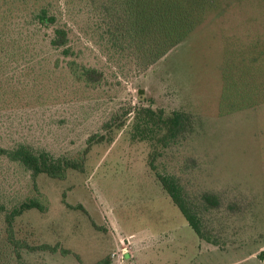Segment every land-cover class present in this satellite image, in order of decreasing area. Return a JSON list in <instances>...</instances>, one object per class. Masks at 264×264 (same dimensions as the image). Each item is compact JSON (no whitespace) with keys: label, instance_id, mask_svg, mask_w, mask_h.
<instances>
[{"label":"rangeland","instance_id":"rangeland-1","mask_svg":"<svg viewBox=\"0 0 264 264\" xmlns=\"http://www.w3.org/2000/svg\"><path fill=\"white\" fill-rule=\"evenodd\" d=\"M50 2L73 28L81 58L103 70L105 83L8 112L0 118L5 126L22 132L30 126L28 132L54 154L77 157L121 104L185 111L199 122L162 149L156 172L174 176L195 202L210 195L220 204L203 212L210 244L164 193L149 166L150 145L132 138L129 119L110 141L92 147L85 172L40 178L49 209L20 217L17 237L70 252L47 255L48 264H95L107 257L111 264H264L258 258L264 250V106L219 115L228 50L243 54L257 41L264 47V0H233L183 47L134 76L100 43L83 0H0V13L27 16ZM46 32L35 43L48 41L52 29ZM47 60L51 70L55 59ZM53 79L65 87L68 76L58 71Z\"/></svg>","mask_w":264,"mask_h":264},{"label":"trees","instance_id":"trees-1","mask_svg":"<svg viewBox=\"0 0 264 264\" xmlns=\"http://www.w3.org/2000/svg\"><path fill=\"white\" fill-rule=\"evenodd\" d=\"M83 1L99 30L100 43L118 56L133 76L183 47L210 15H223L233 2ZM64 19L63 11L54 10L51 2L27 16H13L5 10L0 13V118L8 112L45 105L51 98L60 97L58 94L79 86L95 90L105 83L103 70L81 58V51L74 43V30ZM47 29H52V34L48 41L40 39L45 47L43 51L42 43L35 40L40 33H47ZM260 42L247 46L243 54L228 50L222 68L219 115L255 111L264 106V47H260ZM49 58L55 59L51 70L47 69L51 63H45L50 62ZM58 71L68 76L65 87L54 83L53 76ZM121 105L103 123L102 132L90 134L77 157L56 155L28 132L30 126H25L22 132L11 125L6 127L0 119V264H48L47 255L70 254L60 245H31L17 237L15 226L20 217L33 210L46 213L49 209V201L40 190L42 176L65 180L71 171L85 172L92 147L110 141L111 134L129 119L132 120V138L149 143V166L156 172V161L162 149L199 122L185 111L167 113L151 105ZM155 175L193 231L201 240L213 243L204 233L203 212L218 206L220 201L204 195L203 201L195 202L174 176L159 172ZM258 258L264 261V250ZM95 264H111V258Z\"/></svg>","mask_w":264,"mask_h":264}]
</instances>
